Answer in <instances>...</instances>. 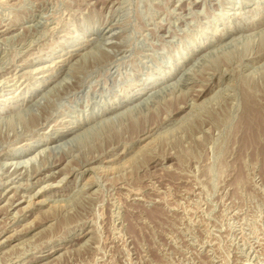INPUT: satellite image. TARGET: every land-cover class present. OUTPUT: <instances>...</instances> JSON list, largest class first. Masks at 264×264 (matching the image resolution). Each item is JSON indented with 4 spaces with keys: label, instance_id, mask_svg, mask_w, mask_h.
<instances>
[{
    "label": "rangeland",
    "instance_id": "1",
    "mask_svg": "<svg viewBox=\"0 0 264 264\" xmlns=\"http://www.w3.org/2000/svg\"><path fill=\"white\" fill-rule=\"evenodd\" d=\"M0 264H264V0H0Z\"/></svg>",
    "mask_w": 264,
    "mask_h": 264
},
{
    "label": "bare ground",
    "instance_id": "2",
    "mask_svg": "<svg viewBox=\"0 0 264 264\" xmlns=\"http://www.w3.org/2000/svg\"><path fill=\"white\" fill-rule=\"evenodd\" d=\"M153 89V85H148L146 88H144L143 92H138L133 100L141 98L142 95L149 93L151 90ZM37 92V89H33L28 96V99L30 97H32L35 93ZM249 95V93H248ZM146 96V95H145ZM23 100V99H22ZM140 100V99H139ZM19 102V101H18ZM22 102V101H21ZM255 102H254V98L253 95H249L246 97L245 100V104H244V112H243V126L244 128H246L247 130L249 129V131L251 132V138H253L255 136H257V134L260 132V126H261V120L258 117V108L255 106ZM11 107H14V104L11 105ZM4 110V109H3ZM258 117V119H257ZM252 140V139H251ZM36 151V150H35ZM62 178V177H61ZM33 183V182H32ZM27 185V184H26ZM23 186V185H22ZM8 202V201H7ZM28 206V205H27Z\"/></svg>",
    "mask_w": 264,
    "mask_h": 264
}]
</instances>
